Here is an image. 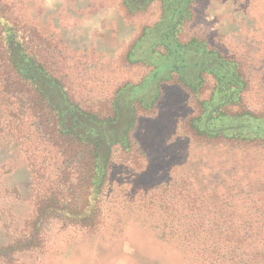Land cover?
<instances>
[{
    "label": "rangeland",
    "instance_id": "obj_1",
    "mask_svg": "<svg viewBox=\"0 0 264 264\" xmlns=\"http://www.w3.org/2000/svg\"><path fill=\"white\" fill-rule=\"evenodd\" d=\"M5 3L0 16L20 27L6 39L14 55L23 44L24 74L57 110L62 130L99 146L89 192L98 218L92 227L64 218L27 222V162L12 140L1 143L0 214L7 213L0 264H197L164 234L168 216L257 211L264 184V0ZM223 59L237 63L246 84L239 102L230 87H219L222 68L230 66ZM5 66L0 59V75ZM50 78L67 87L81 112ZM28 99L18 109L29 108ZM195 118L211 138L194 134ZM65 161L69 178L59 192L74 200L81 167L77 159Z\"/></svg>",
    "mask_w": 264,
    "mask_h": 264
},
{
    "label": "trees",
    "instance_id": "obj_2",
    "mask_svg": "<svg viewBox=\"0 0 264 264\" xmlns=\"http://www.w3.org/2000/svg\"><path fill=\"white\" fill-rule=\"evenodd\" d=\"M6 5H0V10ZM19 30L16 19L0 16V59L6 62L4 73L0 75V144L12 140L27 162L31 175L28 197L31 210L25 219L28 218L27 222L30 221L33 226L48 219L64 218L72 221V224L92 227L97 221L98 213L89 192L93 188L99 146L96 142L62 130L57 110L42 91L34 86V80L24 74L22 62H27L22 57L23 44L19 45L21 48L18 55L10 50L7 34L13 36ZM189 48L192 49L191 44ZM222 62L230 66L228 69L222 68L219 87H230L235 94L234 100L239 102L246 91V84L237 70V63L226 59ZM44 73L45 77L50 74L46 69ZM54 80L50 78L49 81L62 90L67 100H71L70 105L74 103V109L81 112L82 107L73 102L67 87L63 83L59 86ZM24 97L29 98V108L18 109L19 100ZM229 103L230 101L223 107H228ZM112 114L111 121L115 116L113 107ZM91 120L96 121L97 116ZM32 121L36 124V129L31 127ZM190 124L195 135L211 138L208 137L211 133L199 118L191 120ZM192 124L196 126L193 127ZM66 159H77L78 166L81 167L75 182L79 193L74 200L67 198L68 195L63 193V189L59 192L61 184L66 183L69 178V173L64 169ZM259 191L263 200L259 199L261 204H258L256 212L236 214L234 210L225 214L209 209L207 213H198L191 218L179 215L180 218L176 219L170 215L166 218L168 220L164 234L167 233L177 240L184 250L195 257L197 264H264V184ZM12 192L16 195L19 193L15 189ZM204 201L199 202V205L207 206L208 203ZM241 205L243 206L242 202ZM5 213L7 210H1V221ZM185 219L188 227L181 224ZM175 223L180 226L174 227ZM26 244L28 240L23 246Z\"/></svg>",
    "mask_w": 264,
    "mask_h": 264
}]
</instances>
